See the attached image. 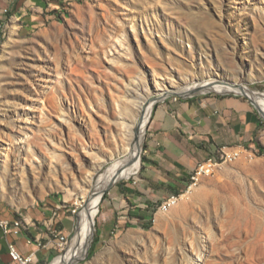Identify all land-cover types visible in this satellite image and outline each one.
Returning <instances> with one entry per match:
<instances>
[{
    "label": "rangeland",
    "instance_id": "obj_1",
    "mask_svg": "<svg viewBox=\"0 0 264 264\" xmlns=\"http://www.w3.org/2000/svg\"><path fill=\"white\" fill-rule=\"evenodd\" d=\"M207 80L264 100V0H0V223L18 224L54 255L36 264H51L93 186L135 150L138 108ZM148 124L136 172L105 193L72 264H264V155L254 148L253 161L224 166L189 200L166 213L161 203L147 229L120 208L114 188L135 184Z\"/></svg>",
    "mask_w": 264,
    "mask_h": 264
},
{
    "label": "crops",
    "instance_id": "obj_2",
    "mask_svg": "<svg viewBox=\"0 0 264 264\" xmlns=\"http://www.w3.org/2000/svg\"><path fill=\"white\" fill-rule=\"evenodd\" d=\"M262 125L252 105L241 97L209 95L166 100L156 107L149 121L142 169L135 184L129 181L114 188L120 208L128 205L134 218L147 223L161 203L183 193L198 163L218 148H255ZM0 231V264H15L9 256L10 245L23 256L35 254L36 262L54 258L26 234L4 236Z\"/></svg>",
    "mask_w": 264,
    "mask_h": 264
},
{
    "label": "bare ground",
    "instance_id": "obj_3",
    "mask_svg": "<svg viewBox=\"0 0 264 264\" xmlns=\"http://www.w3.org/2000/svg\"><path fill=\"white\" fill-rule=\"evenodd\" d=\"M172 91H178V92L186 93V94H192L195 91H197L198 93L213 92V93H221V94L224 92L227 93V92L233 91V92L239 93L241 95H246V96L250 92L249 89L245 85H238L234 83L231 84V83H227V82L220 81V80L219 81L207 80L201 83L191 82V84H187L186 86L182 88L179 87V88H175L171 90L170 89H160L159 95L169 96L173 93ZM256 105H258V107L264 113V100L257 101ZM152 107H153V103L149 102L147 106H145L144 108L143 107L138 108L137 113H138L139 123L136 128L137 145L135 147V150L131 151L129 147L125 148L126 153H128L127 154L128 156H126L124 159L120 160L117 163V168L114 171L106 175L104 174L105 176L100 177L99 184L93 186L92 196L85 203L83 210L79 216L78 229H77V232H76V235L73 241L71 242V245L65 251L64 254L57 257L51 264H72L74 263L77 260V258L80 257L83 250L86 247H88V245L90 244V239L93 233V222L99 211L101 193L104 190H106L107 187L114 180L128 179L132 174L136 172L140 164L139 162L140 146H141V142H142V139L145 133L146 124L148 122ZM128 128H129L128 130H130V126ZM130 141L131 140H129V142ZM130 161H132L131 164H129ZM194 191L185 195V197H183V200L180 201L179 204L185 200H189V198L192 196ZM178 205H176L175 207H177ZM189 264H193V262L191 263L189 262Z\"/></svg>",
    "mask_w": 264,
    "mask_h": 264
},
{
    "label": "built area",
    "instance_id": "obj_4",
    "mask_svg": "<svg viewBox=\"0 0 264 264\" xmlns=\"http://www.w3.org/2000/svg\"><path fill=\"white\" fill-rule=\"evenodd\" d=\"M6 12V11H2ZM177 99V98H174ZM255 154L253 151L243 146L227 147L223 146L216 150L214 155L206 160L198 163L195 170L189 177L185 191L180 195L170 196L159 207V212L166 213L179 204L183 197L192 192L202 180L212 177L215 173L220 171L224 166L234 164L238 161L244 160L247 162L253 161ZM18 224L9 225L7 222L0 223V228L4 235L8 236L10 233L17 234ZM58 239V247L63 250L67 245V239L62 235H54ZM9 256L15 264H34L36 262V255L30 254L27 256L21 255L14 245L9 246Z\"/></svg>",
    "mask_w": 264,
    "mask_h": 264
},
{
    "label": "water",
    "instance_id": "obj_5",
    "mask_svg": "<svg viewBox=\"0 0 264 264\" xmlns=\"http://www.w3.org/2000/svg\"><path fill=\"white\" fill-rule=\"evenodd\" d=\"M172 92H173V93H172L171 95H169V96H161V95H159L157 98L151 99L150 102H152V103H153V106H154V105L157 104L158 102H163V101H165L167 98H170V97H172V98H182V99H187V98H193V97H195L196 95L199 94L197 91H195V92L192 93V94L181 93V92H178V91H172ZM216 94H218V95H229L230 93H223V94H221V93H216ZM234 94H235V93H234ZM237 95H240V96H242V97H245V98L250 102V104L254 107V109H255L256 112L259 114V116H260L262 119H264V113L261 111V109L258 107V105L255 104L254 101H252V100H251L248 96H246V95H241V94H237ZM151 116H152V114H150L147 124L149 123V121H150V119H151ZM147 124H146V126H147ZM144 135H145V133H144ZM141 150H142V149H141V146H140V151H139V162H140V153H141ZM131 162H132V161H130L129 164H131ZM121 180H122V179H121ZM118 181H119V180H114V181H113V182L107 187V189L104 190V191L101 193V195H100V202H101L103 196L105 195V193H106L107 191H110ZM78 222H79V217L77 218V229H78ZM93 230H94V222H93ZM76 232H77V231H76ZM90 240H91V239H90ZM54 260H55V259H54ZM54 260H53V261H54ZM53 261H52V262H53Z\"/></svg>",
    "mask_w": 264,
    "mask_h": 264
},
{
    "label": "trees",
    "instance_id": "obj_6",
    "mask_svg": "<svg viewBox=\"0 0 264 264\" xmlns=\"http://www.w3.org/2000/svg\"><path fill=\"white\" fill-rule=\"evenodd\" d=\"M254 145H255V152H257L259 155H264V147H262L260 144H258L257 142H254ZM151 225V220L148 221L147 223H142V228H149ZM99 237H100V233L97 232V235H96V239L94 241V244L90 250V257L96 252V249H97V245L99 244Z\"/></svg>",
    "mask_w": 264,
    "mask_h": 264
}]
</instances>
